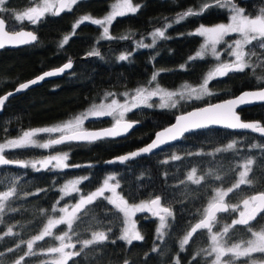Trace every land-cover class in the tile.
<instances>
[{"label": "trees", "instance_id": "1", "mask_svg": "<svg viewBox=\"0 0 264 264\" xmlns=\"http://www.w3.org/2000/svg\"><path fill=\"white\" fill-rule=\"evenodd\" d=\"M112 1L82 0L72 5L71 11L65 9L59 15L46 13L36 24H31L25 20L16 21L11 12L19 13L31 7L35 4L34 0H7L5 7L10 11L0 13L6 19L7 26H14L15 29L32 28L37 33V41L17 48L0 49V95L19 82L67 60H73V67L61 77L44 81L6 101L0 113V142L28 129L63 121L108 93L119 94L145 84L155 72L159 73L157 81L161 85L174 88L182 82L198 84L213 66L214 60L209 56L189 59L202 39L190 31L199 24H215L226 20V9L209 7L201 15L188 16L176 22L178 14L190 8L198 12L204 0H132L138 10L116 17L108 25L112 39L102 38L103 28L92 24L90 20L73 27L82 15L102 17ZM207 2L211 3L212 0ZM234 3L252 15L264 7V0H234ZM169 24L171 27H166ZM158 27L163 30L166 28L165 36L157 38L154 46L153 42L148 47L136 45L139 39L147 37L151 30ZM65 36L69 39L61 46ZM93 49L98 50L100 55H89ZM254 51L256 56L252 57L253 63L260 62L257 58L264 60V50ZM121 54L126 55L127 59L119 60ZM256 75H264V67L256 68ZM208 87L213 95L200 100L191 99L181 110L155 105L132 109L126 118L138 120L140 124L124 137L68 142L56 146L67 152L68 165L78 167L37 171L31 167L0 166V191L13 186L16 188V195L8 202L10 207L6 206L4 214L0 216V252L3 253L0 255V264H14L28 251L26 242L38 235L47 219L55 213L51 209L59 201L60 187L67 178L74 175L88 177L79 184L81 192L86 193L97 187L108 172L116 174L118 191L128 202L160 195L161 203L172 210L170 223L163 237L158 238L156 219L138 213L136 219L143 240H134L129 245L119 239L123 227L121 213L103 197L97 198L92 205L86 206L87 215L81 214V219L74 224L77 235H73V239L79 250L82 245L77 241L90 238L93 230L105 231L109 239L85 248L68 264H125V261L128 264H176L177 260L179 264L209 262L210 257L201 252L209 243L206 230H198L183 251L180 249V240L202 217L203 209L213 195L212 188L227 189L231 186L238 179L240 165L246 159L253 160L248 174L252 184L241 185L226 200L234 203L264 191V137L252 132L211 127L190 132L180 141L148 156L125 162H106L113 156L146 143L157 129L169 124L178 112L260 85L252 70L245 69L244 72L233 71L226 76L216 77L209 82ZM239 111L242 118L256 119L264 124V102ZM109 124L108 116L85 120L86 128ZM232 141H236L235 149L207 155L217 148H225ZM4 152L9 159L17 161L41 155V150L36 147ZM173 155L180 159L173 160ZM193 168L197 169V176L213 170L224 179L216 181L206 176L201 184H193L186 179ZM218 216L225 224H231L233 213H221ZM263 218L264 213L250 225L256 227ZM9 227H12L13 234L5 235ZM109 228L111 232H108ZM62 229L63 225L56 228L54 233ZM249 234L247 226L237 225L230 230L231 239L228 241L244 239ZM54 237L53 234V237L36 241L33 251L37 255L25 256L21 264H50L44 258L45 250L54 244ZM9 247L15 251L8 252ZM154 247L156 251H153ZM198 252L199 256L196 255Z\"/></svg>", "mask_w": 264, "mask_h": 264}, {"label": "snow or ice", "instance_id": "2", "mask_svg": "<svg viewBox=\"0 0 264 264\" xmlns=\"http://www.w3.org/2000/svg\"><path fill=\"white\" fill-rule=\"evenodd\" d=\"M7 0H0V13L9 12L10 10L5 7ZM82 0H34L36 6L28 7L23 12H11V16L16 21L27 20L31 24H36L45 13H51L52 15H59L60 12L67 9L71 11L72 5H76ZM219 7L228 11V22L220 23L213 27H205L201 25L196 29L192 35H199L204 37V43L201 45L200 50L196 52L194 57H190V60L200 58L204 59L206 53H210L218 63L208 71L202 82L193 87L185 85L182 90L168 91L162 89L158 83L154 87L140 86L134 90V94L125 92L122 95L125 97L123 103H120L117 99H111L110 103L101 102L99 105L93 104L90 109L81 115L76 116L74 119L64 122L61 125L37 129H29L22 132L16 139L7 140L5 143H0V166L4 165H17L19 167L27 168L31 167L37 171L40 169H65L70 166L66 163L68 159L67 153H57L56 155H49L39 161H14L6 159L4 156L5 149H16L23 147H38L43 149H49L55 145H60L72 141H88L103 137H114L126 133L133 125L131 123H122L124 116L132 109L138 108L141 105L152 107L149 103L153 96H160L161 108H175L181 100L203 99L205 96L213 95L209 90V82L216 77L226 76L229 72H244L245 69H251L253 75L256 76V81L260 85L256 91L245 92L241 97L234 100H226L222 103L209 104L202 108H197L186 114H182L176 117V123L168 128L163 129L161 132L155 134V139L147 146L140 148L139 150L129 153L124 156H120L117 159L120 162L127 161L135 158L144 153H151L154 149L160 147L162 144L169 141H175L184 132L206 128L209 125H221L228 129H251L253 132H259L264 134V126H261L259 122L244 123L241 122L240 117L235 112L237 104L245 102L259 100L264 101V75H256V68L264 67V60L257 58L260 62L253 63L252 57L256 56L254 49L264 50V7H261L257 14H246L243 8H240L234 3V0H212L211 3L204 0L200 6V10L197 12L193 9H188L186 12L178 14L176 22L185 19L188 16L201 15L209 7ZM138 10V6H133L131 0H120L119 3L113 6V10L103 19H92L89 16H83L73 26L78 27L80 23L90 20L92 24L99 25L103 28L102 38L112 39L109 35V27L112 21L118 16H124L127 13H135ZM171 27V25H166ZM166 30V28H165ZM165 30L160 28L155 29L151 34L153 36V44L156 43V38H163L165 36ZM236 34L237 38L229 41L226 37ZM127 38V37H122ZM69 37L65 36L61 43H67ZM37 40V36L31 31L16 30L14 26H9L6 30V19L0 17V48H4L6 44H28ZM225 45L224 52L234 59L228 61L221 60V54L217 51L218 45ZM138 46L148 47L142 42H138ZM89 55H100L98 50L93 49ZM127 56L121 54L119 60L124 61ZM72 67L71 61L65 63L62 68L55 71L45 72L42 76L37 77L27 83H21L16 88V91L27 89L30 85L36 84L37 81L43 80L47 76H53L63 72L65 69ZM183 67V65L181 66ZM159 73H154L148 82L152 85L157 81ZM13 93L9 92L6 95L0 97V108L4 105L5 101ZM108 96H114L112 93L106 94L105 99ZM130 97V98H129ZM100 116H113L115 124L110 129H104L99 132L86 131L83 128V123L89 117ZM47 133H60L57 138H49L45 142H39L35 139L39 134ZM236 147V141H232L226 145L225 148H217L212 153L207 155H215L216 153L233 150ZM257 147V145H252ZM204 153H196L201 155ZM192 155V153H189ZM173 160L180 159L179 156L173 155ZM252 159H246L240 167L243 169L237 173L238 179L235 180L231 186L224 189L223 187H213V195L210 197L206 207L203 209L202 218L197 223L191 226L190 230L180 240V249L183 251L185 246L189 244V241L193 238V235L198 230H206L208 239L210 241L209 248L201 249V252L206 253L208 257L214 255V259L211 260V264H234L235 259L243 256H251L252 253H264V226H261L259 230H254L250 222L255 221L260 213H264V191H260L256 194L249 195L242 199L239 204H230L226 202V197L235 190L240 189L241 185H251L252 180L248 178V174L251 171ZM39 165V168L37 167ZM235 171V170H233ZM207 177H211L216 181H223V177L213 170L205 175L197 176V169L193 168L187 175V181L193 184H201ZM88 177H80L74 180L66 182L61 188L62 193L60 199L63 200L65 196L71 195L73 192L79 194L80 188L78 187ZM110 181H115L111 184ZM184 183V181H181ZM119 187V181L116 180L115 175H109L103 181L101 187L95 191L79 195V199L74 205H65L57 208L53 205L51 211L58 212V217H49L47 223L43 226L38 235L33 236L27 243L28 251L21 255L14 261V264H21L25 260V256H35L36 252L33 251V245L36 241H43L46 237H53V229L59 225H66L67 231H63L62 235H55L54 239L59 241L58 246L48 247L45 254H56L51 260L50 264H68V261L75 256H79L85 248L91 245L102 244L108 240L109 237L105 231L93 230L91 232L90 239H84L77 241L82 247L79 251H68L66 248H76L75 243H71L72 236L77 235L74 230V224L81 219V214L87 215L86 206L92 205L97 198L103 197L111 204L119 213L123 214L124 223L128 226L121 229L120 240L126 241L129 245L134 240H143V237L135 230V225L132 222V216L137 212H150L152 216L159 218V226L156 229L158 238H162L164 235V229L167 227L166 217H172L173 213L168 207L161 205V196L156 195L147 201H141L136 204H129V202L116 192ZM110 191L111 196H105V192ZM16 195V188L13 186L5 191H0V216L5 212L6 206L10 207L8 203L12 197ZM59 204V201L56 202ZM69 208L71 210H69ZM238 212V218L231 220V224H223L222 227L214 231V227L219 224L218 213ZM2 222V221H0ZM237 225L247 226V231L251 234L250 238L246 240H240L239 242L232 243L231 246H227V240L231 239L230 230L234 229ZM111 232V228L108 229ZM12 227H9L5 235H12ZM66 241H68L66 243ZM113 243L115 241H112ZM19 248V245L16 246ZM157 249L154 247L153 251ZM8 252H13L15 249L9 247ZM0 255H3L0 252ZM197 256L200 255L198 252ZM229 256V260L222 261V257ZM196 257L194 256L193 259ZM125 264H128L125 261ZM179 264V260L176 261ZM206 264L208 262L206 261ZM255 264V262H253Z\"/></svg>", "mask_w": 264, "mask_h": 264}, {"label": "rangeland", "instance_id": "3", "mask_svg": "<svg viewBox=\"0 0 264 264\" xmlns=\"http://www.w3.org/2000/svg\"><path fill=\"white\" fill-rule=\"evenodd\" d=\"M119 2H120V0H113V1L111 2V4H110V7H109L108 11H107L102 17H95V16H91V15H89V14H87V15L85 14V15H82L78 20H80L83 16H89V17H91L92 19H103V18H105V17H106V16H107V15L113 10V6L116 5V4L119 3ZM131 3H132L133 6H135V5L133 4L132 0H131ZM236 5H237V4H236ZM32 6H36V4H34V5H32ZM237 6H239L240 8H242L240 5H237ZM26 9H27V8H26ZM26 9H24L23 11H25ZM23 11H21V12H23ZM257 13H258V12H257ZM257 13H255V14H257ZM45 14H46V13H45ZM246 14H247V13H246ZM255 14H253V15H255ZM227 22H228V17H227L226 20H224V21H220V22L215 23V24H209V25H208V24H199V25L196 26L194 29H192L190 32H193V33H194V32L196 31V29L199 28L201 25H203V26H205V27H213V26H215V25H217V24H220V23H227ZM158 28H160L161 30H163L162 27H158ZM155 29H157V28H155ZM155 29L151 30V31L149 32V34H148L147 37H142L141 39H139V40L137 41V44H136V45L138 46V42H142L144 45H149V44H151V43L153 42V36H152L151 34L155 31ZM158 38H159V37H158ZM201 38H202V39H201V43H200L198 49L196 50V52H197L198 50H200L201 45L204 43V37H201ZM235 38H237L236 34H232L231 36L226 37L225 39L231 41V40H233V39H235ZM156 39H157V38H156ZM224 48H225V45H223V44L217 46V51L220 52V54H221V60H222V61H228V60L234 59L233 57H229V56L224 52ZM196 52H194L190 57H194V56L196 55ZM205 56L212 57L213 60H214V64H213V66H212L210 69H212L213 67H215V65L218 63V61H217V60H216V59H215L210 53H206ZM210 69H209V70H210ZM209 70H208V71H209ZM208 71L204 74V77H205V75L208 73ZM155 73H157V72H155ZM204 77H203V78H204ZM150 79H151V77H150ZM150 79L148 80V82L150 81ZM148 82H146L145 84L139 85V86H137V87L144 86V87H149V88H151V87H154L156 83H158L159 86H160L162 89H166V90H168V91H178V90H182L183 87H184L186 84L195 87V86L199 85V84L202 82V80H201L198 84H191V83H188V82H182V83L178 84V85H177L176 87H174V88H170V87L163 86V85H161L158 81L153 82L152 85H149ZM137 87L132 88V89L123 90V91H121L119 94H114V96H108L107 99H105V97H106V95H105L101 100H99V101H95V102L89 104L86 108L82 109L81 111L75 113L74 115H72L71 117H69V118H67V119H65V120H63V121H60V122H57V123H53V124H49V125H44V126L34 127V128H31V129L45 128V127H53V126L61 125V124H63L64 122H67V121H69V120H72V119H74L76 116L83 114V113L86 112L88 109H90V108L92 107L93 104H97V105H99L101 102H103V103H110L111 99H113V98L117 99L120 103H123L124 100H125V97H124L122 94L125 93V92L130 93V95H131V94H134V90H135ZM208 88H209V87H208ZM209 90H210V88H209ZM129 98H130V97H129ZM188 101H189V100H181L180 103H179V104L177 105V107H175V108H177V110H181L182 108H184V107L186 106L185 104H186V102H188ZM149 103L152 104V105H155V106H158V107H159V104L161 103L160 96H153V97L151 98V100L149 101ZM141 106H144V105H141ZM127 114H128V112L125 114L124 118L127 117ZM108 117L110 118V122H111V123L115 122V119H114L113 116H108ZM89 118H93V117H89ZM86 120H87V119H86ZM83 128H85V121H84V123H83ZM28 130H29V129H28ZM20 135H22V133L19 134V135H17V136L10 137V138H8V139H6V140H4V141H1L0 143H5L7 140L16 139V138H18ZM58 135H60V133H52V134L42 133V134H39L37 137H35V139H36L37 141H39V142H45V141H47L49 138H55V137L58 136ZM56 146H58V145H55V146H53V147H51V148H49V149H43V148H38V147H36V148H38L39 150H41V155L36 156V157L34 156V157L27 158V159H25L24 161H39V160H42L43 158H45V157H47V156H49V155H56L57 153H67L64 149L59 148V147H56ZM224 147H226V145H225ZM5 150H9V149H5ZM66 163H67V161H66ZM37 167L39 168V165H37ZM49 169H51V166H49ZM241 170H243V169L241 168L240 171H241ZM109 175H115L116 180H117V176H116V174H115L114 172H108V173H106V174L104 175L103 179L101 180L100 184H99L97 187H95L94 189H92V190H90V191H88V192H86V193H83V192L80 191V193L77 194V193L73 192L71 195H69V196H65L63 200L59 199V204H57V203L55 204L56 207H57V208H60V207H63V206H65V205H69V206H70V205H74V204L77 202V200L79 199V195H83V194H87V193H90V192L95 191L97 188H99V187L102 186L104 179H105L106 177H108ZM80 177H84V176H81V175L70 176L69 178H67V179L62 183L61 187H62L66 182H68V181H70V180H74V179L80 178ZM117 181H118V180H117ZM110 183H111V184H114L115 181H110ZM61 187H60V188H61ZM78 187H79V185H78ZM116 192L119 193V194L121 195V193L118 191V188L116 189ZM61 195H62V193H61ZM104 195H105V196H111L112 193H111L110 191H106ZM246 197H247V196H246ZM246 197H244V198H246ZM244 198H242V199H244ZM225 199H226V198H225ZM242 199H241V200H242ZM105 200H106V199H105ZM147 200H149V199H141V200H139V201L129 202V204H133V203L138 204V203H140L141 201H147ZM241 200H239V201H237V202H234V203H230V202H228L227 200H226V201H227L228 203H230V204H239ZM106 201H107V200H106ZM207 203H208V202H207ZM205 207H206V206H205ZM113 208H114V207H113ZM69 210H71V209L69 208ZM171 211H172V210H171ZM138 213H145V214H147L148 216L151 215V213H150V212H147V211H145V212H137V213H135V214L132 216L131 220H132V222H133L134 225H135V230L139 232V229H138V223H137V220H136V218H135V216H136ZM202 213H203V212H202ZM232 213H233V212H232ZM121 214H122V213H121ZM59 215H60V213L55 212L51 217H58ZM238 215H239L238 212L233 213L232 219H234V218H238ZM151 216H152V215H151ZM122 218H123V227L128 226L126 223H124V217H123V214H122ZM171 218H172V217H166V223H167V226L169 225ZM218 218H219V216H218ZM223 224H225V223L223 222V220H222L221 218H219V224H218L216 227H214L213 230H214V231L218 230V228L222 227ZM227 224H228V223H227ZM156 225H157V227L159 226V218H158V217H157V219H156ZM59 226H61V225H59ZM59 226H57L56 228H59ZM261 226H264V218L260 221V224H258L256 227H253V228H254V230H259V228H260ZM123 227H122V228H123ZM56 228L53 229V234H54V235H62V234H63V231H67V226H66V225H63V229H62L59 233L56 234V233H54V230H55ZM61 228H62V227H61ZM166 228H167V227H166ZM166 228H165V229H166ZM165 229H164V231H165ZM121 234H122V233H121ZM69 235L72 236V240H71V242H73V243L76 244L75 240L73 239V238H74L73 234L70 232ZM185 235H186V234H185ZM250 235H251V234H249V236H248L247 238H244V239H238V240H235V241H228V240H227V246H231L232 243L239 242L240 240H246V239L250 238ZM90 238H91V235H90ZM90 238H88V239H90ZM66 242H68V241H66ZM58 245H59V241L55 240V242H54V244H53L52 246H58ZM209 245H210V241H209V243H208L207 248H209ZM52 246H51V247H52ZM207 248H206V249H207ZM65 251H66V252H68V251H79V247L76 246L75 249H72V248H66ZM45 253H46V250H45ZM55 255H56V254H46L44 258H45L46 261L51 262V260L55 257ZM214 255H215V254H213V256L209 258V262H208V264H211V260L214 259ZM226 260H229V256L222 257V261H226ZM43 261H44V260H43ZM253 262H255V264H264V253H252L251 256H243V257H239L238 259H235L234 264H253Z\"/></svg>", "mask_w": 264, "mask_h": 264}, {"label": "water", "instance_id": "4", "mask_svg": "<svg viewBox=\"0 0 264 264\" xmlns=\"http://www.w3.org/2000/svg\"><path fill=\"white\" fill-rule=\"evenodd\" d=\"M0 17H2V16L0 15ZM25 21H27V20L25 19ZM27 22H29V21H27ZM7 29H8V26H7V21H6V30H7ZM16 30L31 31V32H33V33L37 36L36 31H34L32 28L23 27V28L16 29ZM36 41H37V40H36ZM36 41H33V42H31V43H28V44H16V45L6 44L5 47H6V48H17V47H21V46H25V45L32 44V43H34V42H36ZM5 47H4V48H5ZM0 49H2V48H0ZM84 57H85V56H83V58H84ZM69 61H71V63H72V67H73V60H67V61H65L64 63H62V64H60V65H58V66H55V67H52V68L46 69V70H44V71H41V72H39L38 74H35V75H33V76H31V77H29V78H27V79H25V80L19 82V83L16 84L13 88H11V89L5 91L4 93H2V94L0 95V97H2V96H4V95H6L7 93L11 92V93H13V95L9 96V97H8V99H9L10 97H12V96H14V95H17V94H19V93H21V92H24V91H26V90L29 89V88L35 87V86H37V85H40V84L43 83L44 81L52 80V79H56V78L61 77V76L64 75L65 73L69 72V71L72 69V67L69 68V69H65L63 72L58 73V74H56V75H53V76H47V77H45L43 80H39V81H37L36 84H32V85H30L27 89L21 90V91H19V92L16 91V88L19 86V84H21V83H27V82H29V81H31V80H34V79H36L37 77L42 76L45 72L55 71L56 69L62 68L63 65H64L65 63H68ZM258 89H259V87H256V88H246V89H243V90L239 91L237 94H235V95H233V96H230V97H227V98H224V99H221V100H216V101L208 102V103H205V104H202V105L194 106V107L189 108V109L184 110V111H180V112H178V113L175 115L174 119H173L169 124H167V125H165V126L159 128V129H157V130L154 132L152 138H151L150 140H148L146 143H144V144H142V145H140V146H138V147H136V148H134V149H131V150L127 151V152H124V153L118 154V155H116V156H113V157L109 158L108 160H106V162H120V161L117 159L118 157H120V156H124V155H127V154L132 153V152H135V151L139 150L140 148H143V147L147 146L148 144H150V143L155 139V134H156V133L161 132L163 129L168 128V127H170L171 125L175 124V123H176V117L179 116V115L186 114V113L191 112V111H193V110H195V109H197V108L205 107V106H207V105H209V104H217V103H222L223 101H226V100H234V99H236V98H238V97H241L245 92L256 91V90H258ZM8 99H7V100H8ZM7 100H6V101H7ZM6 101H5V103H6ZM263 102H264V101L253 100V101L245 102V103H242V104H237L234 110H235L236 114L240 117L241 122H244V123H255V122H259L261 126H264V124H262L259 120H256V119H244V118H242L241 113H240V111H239L241 108H244V107H247V106H251V105H254V104L263 103ZM5 103H4V104H5ZM3 106H4V105H3ZM3 106H2V108H0V113H1L2 110H3ZM122 123H131L133 126H132V127L126 132V133H124V134H122V135H119V136H114V137H124V136L128 135V134H129V133H130L135 127H137V126L140 124V122H139L138 120H133V119H129V118H124L123 121H122ZM114 124H115V122H113V123H111V124H109V125L101 126V127H95V128H86V127H85L84 130H86V131H91V132H99V131L104 130V129H110V128H112ZM211 127L225 128V127H223V126H221V125H209V126L206 127V128H211ZM206 128H200V129H206ZM200 129H193V130H190V131L184 132L183 135L180 136V137H179L178 139H176L175 141H169V142H167V143H164V144H162L160 147L154 149L151 153H144V154H141V155H139V156H137V157H135V158H138V157H141V156H148V155H150V154H152V153H154V152H156V151H158V150H160V149H162V148H164V147H166V146H168V145H171V144H174V143L180 141V140L184 137V135H186V134H188V133H190V132L196 131V130H200ZM225 129H228V128H225ZM228 130H232V131H240V132H252V133H254V134H257V135H259V136L264 137V134H261V133H259V132H253L251 129H228ZM58 136H59V135H58ZM58 136H56L55 138H57ZM114 137H103V138H114ZM103 138H100V139H103ZM97 140H98V139H97ZM94 141H96V140H94ZM72 142H88V141H72ZM4 156H5V155H4ZM5 158H6V159H9L7 156H5ZM135 158H132V159H135ZM132 159H129V160H132ZM9 160H11V159H9ZM14 161H17V160H14ZM127 161H128V160H127ZM124 162H125V161H124ZM10 166H17V165H10ZM18 167H19V166H18ZM256 193H258V192H256ZM256 193H254V194H256ZM226 202H227V201H226ZM227 203H228V202H227ZM161 205H162L163 207H167V206L163 205L162 203H161ZM219 214H221V213H218L217 215H219ZM261 214H262V213H260V214L257 216V218H258ZM201 218H202V217H201ZM199 219H200V218H199ZM199 219H198L195 223H197V222L199 221ZM252 222H254V221H252ZM252 222H250V223H252ZM195 223H194V224H195ZM194 224H193V225H194ZM190 228H191V227H190ZM190 228L188 229V231L190 230ZM66 243H67V242H66Z\"/></svg>", "mask_w": 264, "mask_h": 264}, {"label": "flooded vegetation", "instance_id": "5", "mask_svg": "<svg viewBox=\"0 0 264 264\" xmlns=\"http://www.w3.org/2000/svg\"><path fill=\"white\" fill-rule=\"evenodd\" d=\"M209 25V24H208ZM4 154H5V152H4ZM122 215V214H121ZM218 216V215H217ZM137 217V215L135 216V218ZM149 218H151V219H157V217H154V216H151V215H149L148 216ZM137 220V219H136ZM138 223V222H137Z\"/></svg>", "mask_w": 264, "mask_h": 264}]
</instances>
